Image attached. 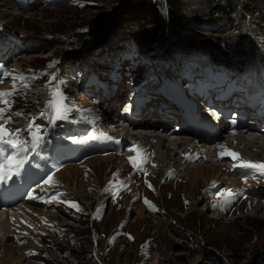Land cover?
Listing matches in <instances>:
<instances>
[{
  "label": "rangeland",
  "instance_id": "rangeland-1",
  "mask_svg": "<svg viewBox=\"0 0 264 264\" xmlns=\"http://www.w3.org/2000/svg\"><path fill=\"white\" fill-rule=\"evenodd\" d=\"M136 1L50 0L49 5H46L47 0H0L1 44L3 45L5 40H19L24 47L16 45L0 51V65L16 67L11 72L14 71L17 76L23 73L25 76L36 77L29 82L30 88L9 98L14 103L11 111L6 113L13 116V122L8 127L10 131H15L17 127L22 129L19 134L21 140L25 137L33 138L35 150L31 151L27 159L20 148H12L0 142V212L5 208L27 205L30 201L34 213H41V216L30 213L36 218L33 219L36 224L34 227L28 223H22L19 227L11 225L10 230L18 228L23 233H17L20 238L14 239L15 234L11 231L0 236L1 242L4 243V246L0 243V264H264V208L254 207L247 199L256 200L258 205L264 202V180L260 183L250 182L242 193L238 194L234 193L235 188H227L222 182L214 185L213 179L209 182L200 179L194 187L196 196H192L188 187V191H185L183 186H178L180 174L167 178L164 183L163 178L166 177L167 171L164 170L159 176L152 174L151 170L157 166L152 165L151 170H148L144 157L136 152L137 154L131 157L136 158L137 166L129 159L127 169H113L117 163L110 161L105 162L107 167L104 164L97 167L89 160L86 165L82 163V167L86 169L84 175L89 186V193L83 199L78 197L75 190L60 183H56L60 186L55 195H62L56 202L53 201L50 207L45 202H40L39 197L38 201L33 202L23 194L24 191L32 193L37 190L33 187L39 178H43L39 183H45L44 180L52 176V169H55L57 162L68 159V156L80 162L84 161L87 157L100 154L102 149L106 150L113 143V140L107 138V132L102 131L97 119L89 117L92 113L97 114L98 110L90 109L88 104H93L100 96L89 98L85 92L94 90L103 79L115 89L113 88L112 99H103V102L99 100L100 105L108 111L115 105V101L117 105L116 99L122 96L114 110V114L121 115L119 111L123 112L125 107V104H122L132 96L130 92L134 85L137 93H142L141 88L144 87L151 91L164 88L161 75L165 74V69L169 74L177 73L189 59H181L180 54L191 57H199L198 54L203 57L209 55L212 64H216L212 60L215 56L223 64L231 61L235 65V71L244 65L254 68L256 64L264 69V0H239L241 13L245 16L241 30L244 37L239 50L236 51L235 44H231L229 38L237 33L238 27L231 18L228 0H186L181 11L182 20L178 35L175 37L172 28L166 31V39L182 49V53H177L172 61H169L167 56L159 58L167 49L172 48L170 43H167L166 47L134 48L135 43L132 40H139L151 26L145 23L139 26L127 24L119 31V35L126 40L120 44L119 39L114 44L119 43L117 51L106 48L110 36L116 32V27L112 28L113 23L117 17L125 15V11ZM163 34L159 37H163ZM178 37L182 42L177 43ZM76 53L82 55L81 63L87 62V56L91 54L87 64L88 77L90 74L95 76L89 80L90 84L87 86L79 84L82 66L75 62L67 64V60L75 59ZM103 53L105 54L102 55ZM91 58L94 63H90ZM197 63L199 62L194 60V64L190 62L188 65ZM203 64L206 65L207 62L203 60ZM53 73L56 79L52 81V86L61 80L64 81L60 89L67 98L64 101L67 111L59 119L45 103L52 90L46 85ZM237 75L244 78L240 70H237ZM211 78L215 79L216 75ZM7 81L10 83L4 86L6 88L2 87L3 90L12 87V78L9 77ZM192 82H196V85H208V80L204 78L192 79ZM2 83L4 82H0V86ZM107 84L104 87H107ZM128 85L129 90L124 92ZM211 86L226 90L227 93L235 90L233 83L219 86L218 82L214 81ZM108 90L111 89L105 88L103 92ZM118 90L123 93L116 97ZM148 93L150 95L146 94L142 99H155L157 96V93ZM257 98L262 100L251 103ZM230 101L237 107H251L252 113L257 116L264 114L262 91L238 93ZM140 102L141 100L132 104V107L138 106ZM107 106L109 108H106ZM256 108L258 110H255ZM155 109L154 107L152 111ZM16 111H22L25 115L16 117L13 115ZM41 112L44 115H41ZM98 115L101 116L100 113ZM243 119L251 121L250 118ZM30 121L37 127L27 128ZM71 121L78 127V134L86 133V136L75 142L66 140L64 145L62 141L54 143L61 132V124L64 123L66 127ZM109 123L104 126L108 132L115 129L111 119ZM173 125L174 121L169 126V132L177 131L173 129ZM33 132H38V140L33 137ZM98 133L101 135H97ZM39 140L42 144L47 142V149L45 145L37 147ZM88 141H91L92 145L80 150L84 143L89 144ZM132 144L135 145V142ZM142 145L145 146L144 143ZM127 146L122 145L120 154L135 151V146L126 148ZM259 158L261 160L250 158L249 161L264 164V158ZM197 161L189 163L188 168L194 163L211 165L215 162L231 166L229 158L214 160L213 163ZM237 163L239 166V161ZM238 166L230 169L235 181L244 176V173L240 174ZM106 169L111 170L106 172ZM213 171L217 173L218 168L215 167ZM249 171L251 175L253 173L252 176L264 179V170ZM171 173L173 174L172 171ZM35 177L37 180L33 181ZM106 188L110 190L105 191ZM206 192L209 197H206ZM15 193L22 198L9 204ZM141 198V202L146 206L142 213L144 216L139 215L137 208ZM146 200L149 203H146ZM63 201L75 202L80 210ZM211 203L215 207H209ZM125 204H130L125 207L126 210L123 208ZM3 207L5 208L2 209ZM204 207L209 208L208 211L204 210ZM237 207L238 210H235ZM40 220L41 222H38Z\"/></svg>",
  "mask_w": 264,
  "mask_h": 264
},
{
  "label": "bare ground",
  "instance_id": "bare-ground-1",
  "mask_svg": "<svg viewBox=\"0 0 264 264\" xmlns=\"http://www.w3.org/2000/svg\"><path fill=\"white\" fill-rule=\"evenodd\" d=\"M162 61L164 62V60ZM6 65L4 67V70L8 72H11L13 69H16V67L14 68L12 66L8 68L6 67ZM214 65L215 63L213 64L211 63V66H214ZM9 77L4 78L3 80L4 83L1 84L2 86H0L1 88L9 85L10 81H7ZM123 77L124 75L121 76L122 79ZM112 90H113V86H112ZM135 90H136V86L134 85L132 88V91L130 90L131 91L130 94L135 92L134 94H136V98L139 96L141 97L144 96L145 90H143L142 93H137ZM101 92L102 91L100 90L94 91L91 94H89L88 97L89 98L96 97V95H100ZM212 93L213 92H209L207 97H209ZM110 94H111V90L103 92V96H109ZM120 95H121L120 90H118L115 96L119 97ZM158 95L159 94H157V96ZM112 97H113V94L110 95L108 98L112 99ZM117 99L121 101L122 96ZM100 101L103 102V99ZM151 101H152V98L150 99L145 98L143 103L139 105L138 107H136L135 112H132L131 108L127 106V101L125 100V102L123 101L124 103L122 102L123 103L122 105L125 104V107H123L124 111L123 112L119 111V114L121 115L114 114V110L117 107V105H113L112 108H110L108 111L104 110V107L100 105L98 98L95 99V101H93V104H88V107H90V109L96 108L95 110H98L97 114L90 113L91 116L89 117H93L97 119V122L99 123L100 128L102 129L103 132H107L108 129L107 130L104 129V126H106V124H110L109 120L111 119L113 121V123L111 124L113 125L115 129L111 130V128L108 127L110 128L109 130L111 131H110V135H106L108 139L113 140V143L106 150L102 149V152L100 154H95L93 156L85 158L86 160V161L84 160L85 162L83 160L81 162L77 161L76 158L69 157V156H68V159L62 160V162L56 161L57 162V163L55 162L56 167L53 170V173L51 176L52 182L47 183V184L46 183L35 184V187L33 188H37V190H35L34 192L31 191L32 193H26L24 191L23 193L24 196L28 200H32L33 202H35L36 200L38 201L40 198V202H43V203L45 202V204H48L49 206L50 204H53L52 203L53 201L51 203L47 201H50L52 197L55 195V191L58 190L57 188H59L60 186L58 184L60 183V184H64L65 186H67V188L70 187L72 190H75L78 197H81L83 199L84 196H87V194L89 193L87 191V188H89V186L85 180V175H84L86 169L82 167L86 165V162L88 160L89 162L90 161L94 162L95 166L97 167H100L103 164L107 167L105 162L110 161L112 163L114 162L117 163L116 167H114L113 169H118L120 167H124L127 169L129 165L128 163L129 157H131L136 152H138L139 155L142 154V156L144 157L146 161V162L144 161L143 162L144 164H147L148 170H151L152 165L157 166L156 169L151 170L152 174L159 176L161 175L162 172H164V170L165 172L167 171L166 177L163 178L164 183L167 178H171L175 176V174H180V176L178 177L179 179L178 186L179 187L183 186L185 191L187 190V187H188L189 191H191L192 193L191 194L192 196H194L196 193V188L194 187L197 184V182H199L200 179H202L205 182L206 181L209 182L210 179H213V181H215L214 185L218 184L219 182H222V184L226 185L227 188L228 187L235 188L234 193H238V194H241L242 191L248 186L250 182L260 183L264 180V179H261L262 177L259 178V177L249 176L248 174H244V176L240 177L239 181H235V177L231 176L233 172L230 170L234 164L238 166L237 162L239 161V159H246V161H249V159L251 158L254 160L256 159L257 161V159L261 160L259 157L264 158V125H262V120L264 119V116L259 117V123L257 125L252 123L251 121H247L243 119L244 117H246L247 119L250 118V120H252L250 116H247L248 115L247 112L241 113L239 116L233 117L234 119L228 123V126L231 127L232 134L230 133L227 135H225L223 132L216 135L214 131H201L200 129L197 128V125H193L192 127L187 126L183 129L182 132L180 131L169 132V126L174 121L173 118L170 120V119H164L162 117V119L159 118L158 120H154V121L151 120V118H153L152 116H155V114L157 113L156 110L152 111V109L154 107L156 109L157 108L162 109V106L158 102L154 101L152 103ZM131 102H134V101L131 100ZM150 103L151 105H149ZM166 105L168 106V108L172 109V106L170 105V103H167ZM106 108H109V106H107ZM209 112L210 111H208L207 114H205L208 117H209ZM99 113L101 114V116L98 115ZM205 115L203 116L206 117ZM173 117L175 118L174 115ZM127 119L130 121V124H123V121L124 120L127 121ZM214 122H217V120H215ZM157 131L159 132L157 133ZM260 131H261V134H260ZM132 142H135V145H133ZM153 142H155L154 145H152ZM143 143L145 144V146L142 145ZM122 145H125V146L128 145L126 148H132L133 146H135L133 147L134 148L133 150L135 151H132L133 153L126 152L125 154H120L123 150ZM220 145H224L231 152L238 153L239 159H233V157L230 155H224L222 157L220 153L223 152L225 149L221 148ZM61 156H64V155H61ZM135 157L137 156L135 155ZM228 158L230 159L229 161L231 164L230 167L226 166L224 163L222 164L217 163V162L213 163L214 160H222V159L227 160ZM197 160L202 163L205 160L209 163L212 162L213 164L204 165V164L194 163L190 168H188L189 163H193ZM82 163L84 165H81ZM215 167L218 168L217 173L213 171ZM111 169H106V172H109V170ZM186 170L188 171L185 172ZM171 171L173 172V174L171 173ZM218 177H221L222 179L219 180ZM24 180L27 182L26 177L24 178ZM95 182H97V179ZM254 189L255 188H253L252 190L254 193H256L257 191ZM208 194L209 193L206 192L205 194L206 197H209ZM20 198L22 197H19L17 193L13 194V200H11L9 204L19 200ZM247 199L250 201V203H253L254 207L264 208V202H261V204L258 205L256 200L253 201L252 198H247ZM141 201H142V198L139 200V206L137 208H138L139 215L144 216L142 215V213L145 210L146 206ZM208 202H209V199H208ZM28 204L19 205V207L18 206L9 207V208L7 207L8 209H6L5 207L2 208V209L4 208L5 209L4 211L0 212V236L6 233L7 231L8 232L11 231L13 232V234H15L14 239H18L20 238L18 234L23 235V233L19 231L18 228H14L13 231L10 230L12 224L17 227H19L20 224L22 223H25V224L28 223L31 227H34L36 225L33 222V219H36V218L31 216L30 213L40 215V216H41V213L40 212L34 213L35 211L31 207L33 205L31 204L28 205ZM129 205L125 204L123 208ZM212 206L213 204L211 203L209 207H212ZM203 209L208 211L209 208L205 209L204 207ZM235 210H238V207L235 208ZM38 219L40 218L38 217ZM38 222H41V220ZM37 229L38 228H36V230ZM1 241L2 240H0L1 246H4V243H2Z\"/></svg>",
  "mask_w": 264,
  "mask_h": 264
},
{
  "label": "trees",
  "instance_id": "trees-1",
  "mask_svg": "<svg viewBox=\"0 0 264 264\" xmlns=\"http://www.w3.org/2000/svg\"><path fill=\"white\" fill-rule=\"evenodd\" d=\"M185 2L186 0H137L136 3H134L129 9H127V11H125L124 13L125 15H121L120 17H117L116 22L113 23L112 28H114L115 26L116 28L114 30L116 32L110 36L109 43L106 44L107 46L106 48L110 49L111 51L116 49L117 51L119 43L121 44L123 41L126 40V39H123V37L119 35V31H121L127 24H136L137 26H139L140 24L145 23L146 25H151L148 27V30L146 31V33H143V36L139 40H136V39L132 40L133 43H135L134 48L136 49L138 48L140 49L143 47H147L148 49H151L156 46L166 47L165 45L167 43L172 44L170 42L171 40L166 39V35H167L166 31L172 28L174 31L175 37L176 35H178L177 31H179V28L181 26V20H182L181 11H182V8L184 7ZM228 3H229V10L231 11L230 13L231 18L232 20L235 21V24L238 27L237 33L232 34V36L229 38L230 43L235 44L234 50L236 51V49L239 50L238 48L240 47L242 43V37H244V35L241 34V30L243 29V23H244L243 19L245 18V16L242 15L241 13L242 10L239 7V0H228ZM148 33H150V35H147ZM161 34H163V37H159V35ZM119 39H120V42L117 45H114L115 43H117ZM178 40L179 41H177V43L182 42L179 37H178ZM94 46L96 47L97 45H94ZM175 46H176L175 44L174 45L172 44L171 46L172 48L168 47L171 49H167V50L165 49L166 51L164 50L165 52L162 55H160L159 58L162 59L163 56L165 57L167 56V59L169 61H172V59L176 57L175 55L177 53H182V49L181 48L179 49L177 48L178 46L177 47ZM175 49H176L175 51L176 53L174 52ZM105 53H103L102 55H104ZM209 53L211 52L209 51ZM198 55H199V59H198L199 61L207 60V57H203L202 54H198ZM90 56L91 54L87 56V62L81 63L80 60H81L82 55H80V53H76L74 57L75 59L67 60V64L71 65L72 63L75 62V64L85 67L86 73H87L89 71V67L87 64L90 59L88 57ZM93 57L94 56L92 55V58ZM180 57L181 59L185 57H188L190 60L192 59L190 55L180 54ZM214 57L212 60L216 62V65L224 66L227 72L236 73L237 70H240V73L243 75L244 78L252 75V72H253L252 67H246V65H244L242 67H238V69L235 71L234 69L235 65H233L231 61H228L223 64L222 62L219 61V58L217 57L214 58ZM262 57H264V54L262 55ZM92 58L90 60V63H94ZM263 61H264V58H263ZM206 66L207 67L211 66V61L207 62ZM169 73L170 72L167 71V75H170ZM257 73L261 74V71H258ZM23 130L26 131V128H24ZM66 131L67 130H65V132ZM24 137H25V134H24Z\"/></svg>",
  "mask_w": 264,
  "mask_h": 264
},
{
  "label": "snow or ice",
  "instance_id": "snow-or-ice-1",
  "mask_svg": "<svg viewBox=\"0 0 264 264\" xmlns=\"http://www.w3.org/2000/svg\"><path fill=\"white\" fill-rule=\"evenodd\" d=\"M11 76L12 78V87L8 90H0V105H3L0 107V142L6 143L9 146L13 148H20L22 147L24 141L19 139V134L22 131L19 127L15 129V131H10L9 125L12 124L13 122V116L12 115H6L9 111L12 109V103L14 101H11L9 98L22 94V90H26L30 88V81L35 79V76H25L23 73L19 74L18 76L14 74L13 72H8L4 70V66L0 65V82H3L4 78ZM56 79L55 73L52 74L51 80L48 82V85L46 87H51V92L49 95V98L45 101L47 104V107L52 109L53 112L55 113L56 118H62L64 112L67 111V106L65 105L64 101L67 99L63 92L60 89V85L64 83V81H59L55 86H52V81ZM41 115H44L43 112L40 113ZM16 117H21L24 116L25 113L22 111H16L14 114ZM35 126L31 121L27 124V128L31 129ZM33 137L36 138L37 140L39 139L38 132H33L32 133ZM221 148H224L225 150L220 153L221 156L224 155H230L233 157V159H239V154L235 152H231L228 150L224 145H220ZM130 161L133 163L134 166L136 165L135 159L132 157L129 158ZM237 165H233V167H236ZM239 167H244V168H253L256 170H264V164L260 163H253L251 161H246L239 159ZM52 182V177L50 176L48 180L45 181V183H50ZM110 189L106 188L105 191H108ZM229 194L230 193V190ZM62 195L60 193H57L55 196L52 197L50 201H47L51 203L52 201L58 200L59 196ZM64 203H68L71 207L76 208L77 210L79 209V205L76 204L73 201H63ZM146 203H149L147 200L145 201ZM215 207V205H213Z\"/></svg>",
  "mask_w": 264,
  "mask_h": 264
}]
</instances>
